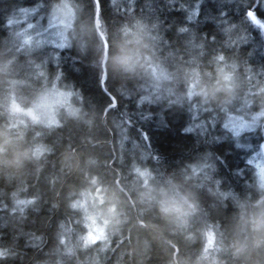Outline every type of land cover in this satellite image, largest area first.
Masks as SVG:
<instances>
[{
    "label": "trees",
    "instance_id": "obj_1",
    "mask_svg": "<svg viewBox=\"0 0 264 264\" xmlns=\"http://www.w3.org/2000/svg\"><path fill=\"white\" fill-rule=\"evenodd\" d=\"M263 144L264 0H0V264H264Z\"/></svg>",
    "mask_w": 264,
    "mask_h": 264
},
{
    "label": "rangeland",
    "instance_id": "obj_2",
    "mask_svg": "<svg viewBox=\"0 0 264 264\" xmlns=\"http://www.w3.org/2000/svg\"><path fill=\"white\" fill-rule=\"evenodd\" d=\"M65 21H66V19H65ZM57 24L59 25L58 22H57ZM58 27H57V25H53L52 26V22H50L49 24L44 25L43 28L36 29L35 30L36 34L33 35V36L29 35L30 37L28 39H33L34 36H38L39 38H43V39L48 40V41L49 40L53 41V39H50V38L57 37V36H54L52 34L53 33H57ZM52 29L55 30V31H53L51 33V35H49V31H51ZM48 99H46L44 101H50V104H45V103L44 104H38L36 106L35 110L33 109L34 110L33 111L34 114H32L33 117L39 116L41 114V112H39V111L42 108H43V111L46 110L47 112H49L52 115V113L54 111L53 105L58 104L59 102H58V99L55 96L50 97L49 100ZM42 105L44 107H41ZM252 128H253L252 126L246 125V124L242 126V130L252 129ZM254 164L256 166L257 177L259 176V182L261 183V186L264 187L263 186L264 185V144L262 145L260 153L256 157ZM90 223H91V228H92L91 234L94 236V238H102L103 237V233H104V226L98 225L97 222L95 221V217L93 218L92 222H90Z\"/></svg>",
    "mask_w": 264,
    "mask_h": 264
},
{
    "label": "clouds",
    "instance_id": "obj_3",
    "mask_svg": "<svg viewBox=\"0 0 264 264\" xmlns=\"http://www.w3.org/2000/svg\"><path fill=\"white\" fill-rule=\"evenodd\" d=\"M70 96H71L70 93L67 94L65 96V99H70ZM41 107H44V106L42 105ZM24 111H28V110H24ZM33 119L38 122L47 124V122L52 119V115L45 110V111H42L39 116L33 117ZM183 203L185 206H181L180 204H173L169 210L173 212H183L184 214H188L193 206L191 202L187 200H185Z\"/></svg>",
    "mask_w": 264,
    "mask_h": 264
},
{
    "label": "bare ground",
    "instance_id": "obj_4",
    "mask_svg": "<svg viewBox=\"0 0 264 264\" xmlns=\"http://www.w3.org/2000/svg\"><path fill=\"white\" fill-rule=\"evenodd\" d=\"M232 42V41H231ZM106 44V43H105ZM105 44H104V51H105ZM107 46V45H106ZM107 49H108V47H107ZM106 53H107V50H106ZM103 58H104V52H103ZM106 60H107V58H106ZM102 61H103V59H102ZM103 81V80H102ZM245 91H248V89H244ZM243 90V91H244ZM107 110V109H106ZM104 117H105V113H104ZM39 131L36 129L33 133L34 134H39L38 133ZM32 136V135H31ZM106 228V226L104 225V229ZM91 254L90 255H88L87 254V257H89V259L90 258H92V256H93V254H94V252L92 251V252H90ZM209 263L210 264H217L218 263V260L217 259H215V258H212V259H209Z\"/></svg>",
    "mask_w": 264,
    "mask_h": 264
},
{
    "label": "water",
    "instance_id": "obj_5",
    "mask_svg": "<svg viewBox=\"0 0 264 264\" xmlns=\"http://www.w3.org/2000/svg\"><path fill=\"white\" fill-rule=\"evenodd\" d=\"M106 50H107V46H106V44H105L104 58H103V61H102V65H103V66H104V64H105V62H106V58H107Z\"/></svg>",
    "mask_w": 264,
    "mask_h": 264
}]
</instances>
